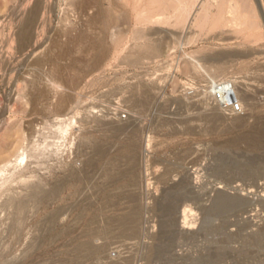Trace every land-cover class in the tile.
Segmentation results:
<instances>
[{
  "label": "rangeland",
  "instance_id": "rangeland-1",
  "mask_svg": "<svg viewBox=\"0 0 264 264\" xmlns=\"http://www.w3.org/2000/svg\"><path fill=\"white\" fill-rule=\"evenodd\" d=\"M34 1L41 9L33 41L30 36L20 37L22 27L17 15L24 5ZM225 2L226 5L223 0H186L192 13L183 30L174 19L172 24L157 22L155 13L146 10V0L143 3L139 0H0V169L8 161L15 162L25 146L48 144L49 147L45 145L49 149L45 153L48 157L44 154L46 158L40 161L42 167L36 160L32 163L26 159L12 175L19 176L20 170L28 166V175L40 174L45 185L56 193L48 199V205L31 204L25 214L27 220L23 217L25 225H20L23 233L19 241H14L15 209H8L4 202L9 200L8 189L20 193L23 185L9 182L1 187L0 264H63L66 259L64 264H76L80 257L77 250L99 241L93 232L99 231L97 234L102 236L105 223L119 222L127 213L128 194L116 193L129 189L136 191L144 213L141 234L135 241L139 246L122 248V262L127 258L128 264H264V237L259 236L264 230V198L258 197L264 195V145L258 151L250 144L252 140H262L264 144V0ZM229 5L240 18L237 22H230L233 16L228 14ZM205 12L208 16L204 32L199 33L195 20L201 19ZM148 17L153 18L152 22H147ZM227 53L239 56L240 60L229 58ZM219 54L227 56L217 58ZM38 57L43 61L39 67L34 65ZM195 58H201L200 63L210 73L214 68L220 72L228 66V71L214 79L233 80L242 96L241 111L231 112L232 119L225 116L230 112L217 111L215 122L210 116L212 108L202 106L200 95H211L214 82L207 78L200 80L194 74L191 62ZM204 58H210L209 63ZM9 65L13 69L8 74ZM138 85H143L146 92ZM135 87H140L142 94ZM61 109L65 110L66 119L69 118L62 133L52 126ZM125 122H135L134 128L139 124L136 128V161H139L136 168H139L129 175L125 150L114 153L111 156L120 161L122 173H127L125 180L109 186L103 173L108 159L95 162L89 142L107 145L110 139L102 125ZM223 129L228 131L222 132ZM230 140L234 142L228 144ZM114 144L119 147L124 142ZM87 159L93 160L92 164L86 165ZM74 167H85V174L90 168L88 174H92L91 184L82 183L83 187L80 184L77 189L79 192L83 189L80 196L87 201L84 206L77 202V197H72L76 189L66 187L60 193L56 188ZM133 177L136 178L133 186L126 187ZM219 183L225 188L216 191L253 199L247 213L218 208L212 189ZM100 184L108 188L102 189ZM157 204L170 207L160 212L154 210ZM181 209L198 222L188 228L184 255L175 258L173 252L177 246H173L176 242L172 239L183 221ZM208 210L210 215L206 218ZM171 236L174 237L167 240ZM107 241V248L112 247L107 249L110 252L124 240ZM125 241L123 244L127 245ZM158 241L165 246L163 257L150 253L156 251L152 247ZM93 262L91 259L84 264Z\"/></svg>",
  "mask_w": 264,
  "mask_h": 264
},
{
  "label": "bare ground",
  "instance_id": "bare-ground-1",
  "mask_svg": "<svg viewBox=\"0 0 264 264\" xmlns=\"http://www.w3.org/2000/svg\"><path fill=\"white\" fill-rule=\"evenodd\" d=\"M135 1V0H134ZM139 2H145V0H139ZM192 5V4H191ZM223 5H226V2H225V0H223ZM190 5H189V3H188V5H187V3H186V0H146V10H149V11H152V12H154L155 13V18H156V21L157 22H162V23H168V24H172V22L174 21V23L177 25V26H179L181 29H183V30H185V26L188 24V22L190 21V19H191V13H192V9H190V8H188ZM230 6V5H229ZM234 7L233 6H230L229 7V12H228V14H231L232 16H233V18H231L232 20H230V22L232 21L233 23L234 22H237L240 18L239 17H237V15H236V13H235V10L233 9ZM40 9H41V7L39 6V5H37V3L34 1V2H32V3H28V4H26V5H24V7H23V9L21 10V12L19 13L18 12V15L17 16H19L18 17V23L20 24V26L22 27L21 29H20V37H22V38H27L26 36H30L32 39H33V41H34V35L37 33H35L34 34V32L36 31L35 30V25L36 26H38L37 24L39 23V19H40ZM171 10H173L174 11V14H172L171 13ZM237 12V11H236ZM224 14V13H223ZM227 14V13H226ZM227 14V15H228ZM53 15V14H52ZM55 16V15H54ZM206 16H208V13L207 12H205V14H204V16L200 19V18H198V19H196L195 20V27L197 28V30H198V32L199 33H201L203 30H204V22H205V17ZM14 17V16H13ZM16 17V16H15ZM50 17H52V16H50ZM39 18V19H38ZM150 17H148V19H149ZM172 19H174L173 21H172ZM152 20H153V18L152 19H149V20H147V22H152ZM194 20V19H193ZM16 21V20H15ZM14 21V22H15ZM38 22V23H37ZM111 21H109V23H110ZM17 23V24H18ZM37 23V24H36ZM222 23V22H221ZM15 24V23H14ZM264 24V23H263ZM216 25V24H215ZM219 25V24H218ZM16 26V25H15ZM39 28V27H38ZM37 29V28H36ZM40 30V29H39ZM17 32V31H16ZM204 32V31H203ZM39 33H40V31H39ZM144 33V32H143ZM167 33H169V32H167ZM170 34V33H169ZM173 36V35H172ZM15 37V36H14ZM37 37H38V35H37ZM175 37V36H174ZM19 39V38H18ZM36 40V39H35ZM32 41V40H31ZM37 43V42H36ZM152 44V43H151ZM155 44V43H154ZM181 46V45H180ZM35 47H37V46H35ZM39 47V46H38ZM142 47V46H141ZM39 49V48H38ZM26 50V49H25ZM175 50V49H174ZM35 51H36V49H35ZM38 51V50H37ZM22 52H23V50H22ZM21 52V53H22ZM259 52V51H258ZM37 53V52H36ZM257 53V52H256ZM264 52H262V54H263ZM24 54V53H23ZM228 54V57L229 58H235V59H237V58H239V56H237V55H234L233 53L231 54V55H229L230 53H227ZM241 55V54H240ZM227 55H225V54H219V55H217V58L218 57H220V58H223V57H226ZM134 57V56H133ZM100 58V57H99ZM99 58L97 59V61H99ZM242 58V57H241ZM203 59V58H202ZM205 59V61L206 62H208V60H210V58L208 59H206V58H204ZM214 59V58H213ZM3 60V59H2ZM200 60H201V58L199 59V58H195V60H193L192 62H191V70L194 72V74H197L198 76H199V78H200V80L201 79H203V80H206V78H207V80L209 79V81L210 82H216V76L218 77V75H220V73L221 74H223V73H225L226 71H228V66L226 67H223L222 68V70L220 71V72H217L216 70H215V68H214V70H211L212 72L210 73V72H208L207 70L208 69H206L201 63H200ZM226 60V59H225ZM237 60H240V58L239 59H237ZM236 60V61H237ZM203 61V60H202ZM213 61V60H212ZM234 61V60H233ZM200 63V64H198V63ZM203 63V62H202ZM209 63V62H208ZM232 63V62H231ZM13 65H14V63H13ZM13 65L11 66V65H9V68L6 70V71H8V72H6V73H11V69H13ZM34 65L35 66H42L43 65V61L41 60V58H37L35 61H34ZM69 68V67H68ZM67 68V69H68ZM212 68V67H211ZM213 69V68H212ZM15 70V69H14ZM69 70V69H68ZM10 71V72H9ZM210 73L211 75H208V73ZM213 73V74H212ZM2 74V73H1ZM27 74V73H26ZM38 74V73H37ZM157 74V73H156ZM155 74V77L157 76ZM218 74V75H217ZM28 75V74H27ZM34 75V74H33ZM8 76V75H7ZM29 76V75H28ZM146 76V75H145ZM211 76H213V77H211ZM149 77H150V75H149ZM159 77V76H158ZM157 77V78H158ZM214 77H215V79H214ZM154 77H153V75L150 77V79L151 80H154L153 79ZM156 79V78H155ZM219 81V80H218ZM260 81V80H259ZM208 82V81H207ZM203 83V82H202ZM206 83V82H205ZM72 84H74V83H72ZM72 86V85H71ZM137 86V85H136ZM138 86H141V88L140 89H142V86L143 85H138ZM65 87V86H64ZM67 87V86H66ZM161 87V86H160ZM136 88V87H135ZM138 88V89H139ZM137 89V88H136ZM137 89V90H138ZM146 89V88H145ZM137 90H135L134 89V92L135 91H137ZM143 91H144V87H143V89H142ZM235 92H236V96H237V102L238 103H240L241 101H242V96L237 92L238 90H237V88L235 87ZM139 91V93H141L142 94V92H141V90H138ZM137 91V92H138ZM239 91H240V89H239ZM144 92H146V91H144ZM244 92V91H243ZM245 93V92H244ZM138 94V93H137ZM210 94V93H209ZM207 95V93H206V95H203V93L200 95L201 96V101H202V106H206L207 108H209V107H211L212 108V114H213V112H214V114H213V116H212V114L210 115L211 116V118H213V120L216 122L217 120H218V113H217V111H219V112H221V110L217 107V105L215 104V102H214V100H213V96H212V93H211V95ZM139 95V94H138ZM149 95V94H148ZM239 95V96H238ZM64 96V95H63ZM62 96V97H63ZM157 96V95H156ZM249 96V95H248ZM69 97H70V95H69ZM138 96H136V98H137ZM251 97V96H250ZM65 98V97H64ZM71 98V97H70ZM69 98V99H70ZM133 98V97H132ZM131 98V99H132ZM140 97H138L137 99H139ZM130 99V98H129ZM131 99H130V101H131ZM141 99V98H140ZM145 99H146V97H145ZM149 99V98H148ZM142 100H143V97H142ZM194 100V99H193ZM65 101H67V100H65ZM143 101H145V100H143ZM244 101V100H243ZM139 102V101H138ZM67 103V102H66ZM62 104V103H61ZM249 105V104H248ZM251 105V104H250ZM64 107V106H63ZM149 107V106H148ZM251 107V106H250ZM140 109V108H139ZM147 109V108H146ZM202 109V108H201ZM210 109V108H209ZM62 110V109H61ZM65 110H67V108H65ZM65 110H62V111H59L58 113H57V115H56V121H55V124L54 125H52L53 126V128H55L57 131H59V132H61L62 133V131H63V125L65 124V122L67 121V119H69V118H67L66 119V114L64 115V111ZM137 110V109H136ZM70 111V110H69ZM162 111V110H161ZM207 111V110H206ZM211 111H209L210 113H211ZM141 113V112H140ZM224 114V113H223ZM117 115V114H116ZM225 115V114H224ZM68 116V115H67ZM80 116V115H79ZM145 116V115H144ZM196 116V115H195ZM225 116H227L226 118H229V119H232V118H230L231 116H232V113L230 112L229 114H227V115H225ZM225 116H222L221 118H224ZM85 117V116H84ZM233 117V116H232ZM238 117H240V116H238ZM220 118V117H219ZM132 119V118H131ZM130 119V120H131ZM141 119V118H140ZM160 119H162V118H160ZM195 119V118H194ZM210 119V118H209ZM225 119V118H224ZM224 119H222V121L224 120ZM55 120V119H54ZM77 120V119H76ZM100 120V119H99ZM103 120H105V119H103ZM108 120V119H107ZM106 120V121H107ZM112 120V119H111ZM133 120V119H132ZM168 120V119H167ZM170 120V119H169ZM206 120V119H205ZM212 120V121H213ZM105 121V122H106ZM109 121V120H108ZM125 121V120H124ZM129 121V120H128ZM196 121V120H195ZM203 121V120H202ZM221 121V120H220ZM111 122V121H110ZM120 122V121H119ZM118 122V123H119ZM122 122V121H121ZM127 122V121H126ZM125 122V123H126ZM141 122V121H140ZM159 122H160V120H159ZM165 122H166V120H165ZM169 122H171V121H169ZM201 122V121H200ZM102 123V122H101ZM100 123V124H101ZM129 123V122H128ZM131 123H133V122H131ZM135 123V122H134ZM134 123L133 124H108L107 125V123H105L106 125L104 126V125H102L105 129H106V131L108 132V135L107 136H109V139H110V142H108L107 143V145H105V146H102V145H98L97 143L95 144V143H90L89 141V145H90V148L92 149V151H93V159H95L96 161L95 162H97V160L98 161H100L101 163H103L104 162V160H107L105 163H104V174H105V177H107L106 179H104L106 182L105 183H109V186L110 185H117L118 183H120V182H122L123 180H125V177H126V173L127 172H129V175H133L134 174V171H135V169H138V168H136V154H137V150H136V147H137V141H136V133H137V131H136V128H139V124H138V127H137V125L135 126L136 128H134V127H132V125H134ZM138 123V122H137ZM209 123V122H208ZM210 123H211V121H210ZM100 124H99V126H100ZM104 124V123H103ZM213 124H214V122H213ZM101 126V127H102ZM220 126H222V123L220 124ZM230 126V125H229ZM100 129V128H99ZM103 129V128H102ZM232 129V128H231ZM194 130V129H193ZM263 130V129H262ZM227 132L226 131V129H223L222 130V132ZM140 132V131H139ZM221 132V131H220ZM60 133V134H61ZM262 134V133H261ZM251 135H253V134H251ZM249 136V135H248ZM256 136H258L257 135V133H256ZM256 136H254V137H256ZM261 136V135H260ZM251 137H253V136H251ZM253 137V138H254ZM257 138V137H256ZM259 138H261V137H259ZM238 139V138H237ZM263 139V138H262ZM93 140V139H92ZM95 140H97V139H95ZM240 140H243V139H240ZM124 142V144L123 145H120L119 147H116L115 146V144L114 143H116V142ZM228 142V144L229 143H231V142H234V140H230V141H227ZM119 144V143H118ZM247 144V143H246ZM251 147H253L254 149H256V150H258V151H260V149L262 148V145H264V144H262V140H260V142H257L256 140H252L251 141ZM45 145H47L48 146V144H45ZM45 145H43V147L42 146H40V145H37V146H33V148L31 147V146H29V145H27V146H25L23 149H22V152L19 154V155H17L18 157H16L15 159V162H12V161H8L6 164H3L4 165V167L3 168H1L0 169V189H1V187L4 185V184H7V183H9V182H18V184H21V185H23V191L22 192H20V193H15L14 191H12L11 189H8L7 190V195L9 196V200L8 201H6V202H4L5 203V206H7L8 207V209H9V207H10V209L13 207L14 209H15V214L13 215L14 216V219L12 218V217H10V218H12L13 220V222H14V226H13V238H14V241H19V239H20V235H21V232L23 233V230L21 231V229L20 228H22L21 226L25 223V221H23V217H25L26 218V213L28 212V210L31 208L30 206H31V204H36V205H39V206H41L42 207V205H45V203L48 201L49 202V198H51L54 194H56V193H52V189L50 188V187H47V185H45V182H44V180H42L41 179V177L39 176V175H32L33 173L31 172L29 175H28V166L24 169V170H20L21 172H20V174H19V176H13L12 175V173H14L15 171H17L18 169H19V167L22 165V163L26 160V159H30V162H32L33 163V160L35 161L36 160V162H38L37 164H41L42 162H40L43 158H44V154L46 153V151H47V146H45ZM49 147V146H48ZM230 147V146H229ZM31 148V149H30ZM200 149V148H199ZM49 150V149H48ZM122 150H125V153H127V158H128V162H127V172H124V173H122V165H120V161L118 160V159H115V158H113L111 155H113L114 153H121V151ZM84 152H86V151H84ZM83 152V153H84ZM80 153H82V152H80ZM82 153V154H83ZM46 156H47V154H45ZM46 156H45V158H46ZM43 157V158H42ZM48 157V156H47ZM51 157V156H50ZM44 158V159H45ZM87 158V157H86ZM92 159V158H91ZM138 159H139V157H138ZM92 161L93 160H89L88 161V159H87V163H86V165H89V164H92ZM86 162V161H85ZM84 162V163H85ZM139 163V161L137 162V164ZM43 164V163H42ZM81 164H82V162H81ZM81 164H79L80 165V167H82L84 164H82V166H81ZM201 165V164H200ZM24 166V165H23ZM38 166V165H37ZM41 166V165H40ZM39 166V167H40ZM139 166V165H138ZM208 166V165H207ZM42 167V166H41ZM89 167H91V166H89ZM93 167V166H92ZM91 167V168H92ZM202 167H203V165H202ZM227 167L228 168H231L232 166H228L227 165ZM236 166H234V168H235ZM45 168V167H44ZM124 168H125V166H124ZM40 169V168H39ZM42 169V168H41ZM83 169H85V167L84 168H71V169H69L67 172H68V175L66 176V174L64 175V176H66V178L64 179V180H62V181H60V182H58L57 184H56V188L57 189H59L60 191V193H61V191L63 190V188H69V189H72V190H74V189H76V192L75 193H73V195H72V197L73 198H78V199H76L77 200V202L79 203V204H83L84 202H87L83 197H81L80 195H81V191L83 190V189H80L81 191L79 192V190L77 191V189L78 188H80L79 187V185L81 184V186H82V183H85V184H87V186L89 185V184H91V179H92V177H90L91 175H89L88 174V172H89V169H87L86 171H87V174H85L86 172H85V170H83ZM196 169V168H195ZM239 169V168H238ZM257 169V168H256ZM229 170V169H228ZM57 171V170H56ZM94 171V170H93ZM103 171V170H102ZM126 171V170H125ZM198 171V170H197ZM263 171H264V169H263ZM43 172V171H42ZM46 172V171H45ZM85 172V173H84ZM92 172V171H91ZM236 172V171H235ZM239 172V171H238ZM11 174L10 176L8 175V177L6 176V174ZM37 173H38V171H37ZM92 173H94V172H92ZM97 172H95V174H96ZM194 173V172H193ZM196 173V172H195ZM248 173V172H247ZM257 173V172H256ZM264 173V172H263ZM100 174V173H99ZM98 174V175H99ZM103 174V175H104ZM232 175V174H231ZM239 175V174H238ZM6 176V177H5ZM101 176V175H100ZM198 176V175H197ZM251 176V175H250ZM102 177V176H101ZM135 177V176H134ZM132 178V179H130V181L128 182V184L127 185H125L126 187H131V186H133V182H134V179H136V178ZM256 177V176H255ZM64 178V177H63ZM103 178V177H102ZM95 179H97V178H95ZM100 178H98V180H99ZM101 180V179H100ZM256 180H257V177H256ZM260 181V180H259ZM69 182H73L72 184L71 183H69ZM97 182V181H96ZM229 182V181H228ZM231 182V181H230ZM258 182V181H257ZM99 182H97V184H98ZM102 183V182H101ZM167 184L169 183V182H166ZM182 183V182H181ZM223 183V182H222ZM222 183H219L216 187V189L214 188V189H212L213 191L212 192H214V196H215V199H214V202L216 203V205L218 206V208L220 209V210H223V211H225V210H234V209H240L241 210V212H243V214H245V213H247V208L248 207H250L254 202H253V199H251L250 200V197H248V198H245V197H242V196H231V195H233V194H231V193H228V194H230V195H228L227 193H226V191L224 192H220V191H216V190H218V189H221V190H223L222 188H225L224 186H222L223 184ZM235 183H236V181H235ZM103 184V183H102ZM171 184V183H170ZM175 184V183H174ZM179 184V183H178ZM93 185V184H92ZM91 185V186H92ZM99 185V184H98ZM98 185H97V188H98ZM105 185V184H104ZM104 185H101L100 184V188H102L101 186H103L104 187ZM90 186V187H91ZM170 186V185H169ZM168 186V187H169ZM215 186V185H214ZM252 186V185H251ZM83 187V186H82ZM89 187V188H90ZM107 187V186H106ZM176 187V186H175ZM174 187V188H175ZM241 187H243V186H241ZM249 187H250V185H249ZM50 188V189H49ZM66 188V189H67ZM85 188V187H84ZM108 188V187H107ZM107 188H102V189H107ZM133 188V187H132ZM131 188V189H132ZM172 188V187H171ZM179 188V187H178ZM178 188H176V189H178ZM91 189V188H90ZM122 189H124V188H122ZM129 189V188H128ZM166 189H167V187H166ZM175 189V190H176ZM237 189V188H236ZM86 190V189H85ZM92 190H94V189H92ZM98 190H100V189H98ZM240 190V189H239ZM247 190V189H246ZM25 191H28L29 193H25ZM95 191V190H94ZM101 191V190H100ZM102 191H104V190H102ZM244 191V190H243ZM24 192V193H23ZM79 192V193H78ZM85 193H86V191H84ZM89 192V191H88ZM97 193H98V191H96ZM164 192H167V191H164ZM236 192V191H235ZM136 193V191L133 189V190H118V192L116 193V194H128V197H127V199L126 200H128L127 201V203L126 204H128V206L126 207V209L125 210H127V213L124 215V217L122 218V220H120L119 222H117V220L115 221V223H116V225H115V223L113 224V223H111L110 222V224L109 225H107V223H105V225L107 226H104V227H106V229H101L102 230V236H99L98 234H97V232L99 233V231H96V233H94L93 231V234L92 235H94V236H98V238H99V241H93V242H91V243H88V244H86V245H83V247H81V248H79L78 250H77V252H78V254H80L79 256V258H78V262L76 263V264H84L86 261H88V260H91V259H93L94 260V262L93 263H91V264H128V260H127V258L125 259L124 258V261L122 262V260L123 259H120L121 257H120V255H122L123 257H124V255L123 254H121V252H122V248L123 249H127V248H125V247H130V249H131V247H134V246H136L137 244H138V246H139V243L138 242H135V241H138L139 240V237H140V234H141V228H140V226H141V221H142V218H143V213H144V210H143V208H142V205L137 201V199H138V197H137V195L135 194ZM211 193V192H210ZM251 193V192H250ZM259 193H261V192H259ZM58 194V193H57ZM89 194V193H88ZM99 194V193H98ZM115 194V195H116ZM167 194H169V193H167ZM59 195V194H58ZM84 195V194H83ZM95 195H96V193H95ZM171 195V194H170ZM178 195V194H177ZM118 196V195H117ZM179 196V195H178ZM209 196V195H208ZM56 197V196H55ZM55 197H54V199H55ZM69 197V196H68ZM90 197H91V195H90ZM168 197H170L169 195H168ZM167 197V198H168ZM189 197V196H188ZM212 197V196H211ZM255 197V196H254ZM259 197V199L261 198H264V195H262V196H258ZM53 198V197H52ZM93 198H95V197H93ZM190 198V197H189ZM193 198V197H192ZM252 198V197H251ZM7 199V198H6ZM72 199V198H71ZM96 199V198H95ZM188 199V198H187ZM194 199V198H193ZM52 200V199H51ZM50 200V201H51ZM56 200V199H55ZM141 200V199H140ZM166 200V199H165ZM175 200V199H174ZM184 200V199H183ZM186 200V199H185ZM190 200H192V199H189V202H190ZM53 201V200H52ZM52 201H51V203H52ZM95 201V200H94ZM257 200H255V202H256ZM55 202V201H54ZM53 202V203H54ZM176 202H178V201H176ZM181 202V201H180ZM89 203V202H88ZM92 204V203H91ZM159 204H160V202H159ZM159 204H157L155 207H156V209H154V210H158V211H160V212H165V211H167L168 209H169V207L170 206H166V205H159ZM164 204V203H163ZM168 204V203H167ZM3 205V204H2ZM35 205V206H36ZM46 205H48L47 203H46ZM89 205H90V203H89ZM124 205V204H123ZM184 205V204H183ZM75 206V205H74ZM79 206V205H78ZM82 206H84V204L82 205ZM91 206V205H90ZM213 206V205H212ZM216 206V207H217ZM2 207H4V205L2 206ZM6 207V208H7ZM30 207V208H29ZM40 207V208H41ZM155 207H153V208H155ZM32 208H33V206H32ZM65 208V207H64ZM101 208H102V206H101ZM125 208V207H124ZM13 209V210H14ZM35 209H37V208H35ZM204 209V208H203ZM207 209V208H206ZM250 209V208H249ZM7 210V209H6ZM5 210V211H6ZM33 210V209H32ZM39 210V209H38ZM70 210V209H69ZM90 210V209H89ZM220 210H219V212H220ZM82 211V210H81ZM153 211V210H152ZM179 212V216H180V210H178ZM181 211H182V209H181ZM216 211V210H215ZM35 212H37V210L35 211ZM173 212V211H172ZM186 212V211H185ZM204 212V211H203ZM213 212V211H212ZM211 212V213H212ZM248 212H249V210H248ZM38 213V212H37ZM40 213V212H39ZM58 213H59V211H58ZM58 213H57V215L56 216H58ZM63 213V212H62ZM174 213V212H173ZM206 213V212H205ZM210 212H209V210H208V212L205 214L206 216H204V217H206V218H208L207 217V215H210L209 214ZM223 213V212H222ZM26 214V215H25ZM166 214V213H165ZM187 214V213H186ZM185 213H184V210L182 211V219H183V221H182V223L177 227L178 229H179V231L177 232L178 234H176V231L175 232H173L174 234H176L175 236L176 237H172L171 236V238H168L167 240H170V239H172V241H175L176 243L174 244V242H173V246H177V249H176V251L175 252H173L174 253V256L175 255H181V257L184 255V251H186L187 249H184L185 248V243H187L186 242V240H187V237L188 236H186L187 234V231H188V228L190 227V226H193L194 224H195V222H198V221H196V217L194 218V216H193V218H188L187 216H189V215H186ZM239 214V213H238ZM242 214V215H243ZM4 215V214H3ZM55 215V214H54ZM61 216H63L62 214H60ZM35 216V215H34ZM60 216V217H61ZM79 216H80V214H79ZM160 216V215H159ZM214 216V215H213ZM240 216V215H239ZM60 217H58V218H60ZM215 217V216H214ZM241 217V216H240ZM25 218H24V220H25ZM44 218V217H43ZM57 218V217H56ZM57 218V219H58ZM62 218V217H61ZM61 218H60V220H61ZM53 219L54 220H56L55 219V217H53ZM193 219H195V220H193ZM198 219V218H197ZM26 220H27V218H26ZM49 220V219H48ZM169 220H171V219H169ZM11 221V222H12ZM50 222H51V219L49 220ZM101 222V221H100ZM99 222V223H100ZM104 221H102L101 222V224L103 223ZM106 222V221H105ZM52 223H55V222H52ZM98 223V222H97ZM167 223V222H166ZM45 224H47V223H45ZM44 224V225H45ZM104 224V223H103ZM21 225V226H20ZM25 225V224H24ZM49 225V224H48ZM52 225V224H51ZM243 225V224H242ZM89 226V225H88ZM102 226V228H104ZM174 226H177V225H173V227ZM12 227V226H11ZM14 227H15V229H14ZM172 227V226H171ZM8 228V227H7ZM164 228H166L165 226H164ZM163 228V229H164ZM168 228V227H167ZM175 228V227H174ZM176 228V229H177ZM23 229V228H22ZM99 229V228H98ZM163 229H161V230H163ZM177 229V230H178ZM202 229H204V225H202L201 226V228H199V230H201L202 231ZM229 229V228H228ZM262 229V228H261ZM9 230V229H8ZM167 230V229H166ZM166 230H164V231H166ZM174 230V229H173ZM198 230V231H199ZM263 230V229H262ZM10 231V230H9ZM37 231V230H36ZM46 231V230H45ZM190 231H192V230H190ZM12 232V231H11ZM41 232V231H40ZM167 232V231H166ZM189 232V231H188ZM34 233H35V231H34ZM49 233V232H48ZM161 233V232H160ZM162 233H164V232H162ZM161 233V234H162ZM194 233V232H193ZM195 233H197V232H195ZM260 233H262L263 235H259V233H258V235L260 236V238L261 237H264V230H263V232H261L260 231ZM36 234V233H35ZM150 234H152V233H150ZM160 234V235H161ZM189 234V233H188ZM198 234V233H197ZM200 234H201V232H200ZM163 235V234H162ZM161 235V236H162ZM81 236V235H80ZM221 236V235H220ZM157 237V236H156ZM168 237V236H167ZM257 237V236H256ZM43 238V237H42ZM109 238H114L115 239V241L116 240H118L119 242H121V240H126L125 242V244H127V245H124L123 243H124V241H123V243H122V245H114V247H113V249H112V251H108L110 248H112V247H110L109 249L107 248L108 246H107V239H109ZM37 239V238H36ZM79 239V238H78ZM157 239V238H156ZM155 238H154V240H156ZM158 239H161V238H158ZM164 239V238H163ZM32 240V239H31ZM33 240H35V238L33 239ZM43 240V239H42ZM58 240V239H57ZM118 241H116V242H118ZM134 241V242H133ZM164 241V240H163ZM36 242H37V240H36ZM35 242V243H36ZM70 242V241H69ZM68 242V243H69ZM159 242V244H156V246L153 244V246L154 247H152V249H155L156 251H154V250H152V251H150V253H153L154 255H157L158 256V254H160L161 256L163 255V253L166 251L165 250V246L162 244V241H158ZM164 242H166V241H164ZM31 243V242H30ZM32 243L34 244V242L32 241ZM109 243H111V242H109ZM109 243H108V245H109ZM167 243V242H166ZM170 243H171V241H170ZM32 244V245H33ZM121 244V243H120ZM165 244V243H164ZM36 245V244H35ZM72 245V244H71ZM144 245V244H143ZM34 246V245H33ZM37 246V245H36ZM169 247V246H168ZM36 248V247H35ZM34 248V249H35ZM150 248H151V246H150ZM171 248V247H170ZM176 248V247H175ZM32 248L30 247V252H32L33 250H31ZM108 249V250H107ZM138 249V248H137ZM174 249V248H173ZM76 250V249H75ZM74 250V251H75ZM150 250V249H149ZM172 250V249H171ZM132 250H130L129 252H131ZM133 251H134V249H133ZM29 251H28V253H30ZM123 252H124V250H123ZM125 254H126V250H125V252H124ZM170 253H172V252H169V254ZM172 253V254H173ZM22 254V253H21ZM83 254V255H82ZM128 254V253H127ZM131 254H132V252H131ZM148 254V253H147ZM190 254V253H189ZM29 255H31V254H29ZM133 255V254H132ZM153 255V256H154ZM159 255V256H160ZM168 255V254H167ZM225 255V254H224ZM25 256V255H24ZM125 256H127V255H125ZM137 256V255H136ZM172 256V255H171ZM23 257V256H22ZM134 257V256H133ZM132 257V258H133ZM156 257V256H155ZM163 257V256H162ZM168 257V256H167ZM170 257V256H169ZM177 256H175V258H176ZM180 257V258H181ZM221 256L219 255V258H220ZM130 258V257H129ZM135 258V257H134ZM143 258V257H142ZM164 258H165V256H164ZM218 258V259H219ZM20 259H22V258H20ZM151 259H152V257H151ZM163 259V258H162ZM17 260H19V259H17ZM76 260V259H75ZM74 260V261H75ZM147 260V259H146ZM171 260H172V257H171ZM181 260V259H180ZM62 261V260H61ZM68 260L66 259V261H64V262H67ZM133 261H135V260H133ZM173 261V260H172ZM179 261V260H178ZM178 261H177V263H178ZM182 261V260H181ZM180 261V262H181ZM64 262H63V264H64ZM169 262H170V260H169ZM175 262V261H174ZM62 263V262H61ZM73 263V262H72ZM155 264H157V263H155ZM174 264V263H173ZM176 264V263H175Z\"/></svg>",
  "mask_w": 264,
  "mask_h": 264
},
{
  "label": "built area",
  "instance_id": "built-area-1",
  "mask_svg": "<svg viewBox=\"0 0 264 264\" xmlns=\"http://www.w3.org/2000/svg\"><path fill=\"white\" fill-rule=\"evenodd\" d=\"M235 91L233 80L218 81L211 85V93L217 107L221 111L237 114L241 111L242 105L237 102Z\"/></svg>",
  "mask_w": 264,
  "mask_h": 264
}]
</instances>
